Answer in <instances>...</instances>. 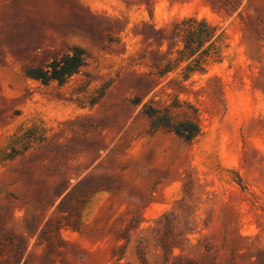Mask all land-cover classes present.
<instances>
[{
	"label": "rangeland",
	"instance_id": "obj_1",
	"mask_svg": "<svg viewBox=\"0 0 264 264\" xmlns=\"http://www.w3.org/2000/svg\"><path fill=\"white\" fill-rule=\"evenodd\" d=\"M0 219L66 264H264V0H0Z\"/></svg>",
	"mask_w": 264,
	"mask_h": 264
},
{
	"label": "trees",
	"instance_id": "obj_2",
	"mask_svg": "<svg viewBox=\"0 0 264 264\" xmlns=\"http://www.w3.org/2000/svg\"><path fill=\"white\" fill-rule=\"evenodd\" d=\"M88 60L89 56L84 49L74 47L60 58H55L45 68H29L26 75L44 84L55 81L64 83L87 67ZM148 113L151 118H154V128L168 127L187 141L193 140L200 134V127L195 121L185 120L172 126L167 117L155 119V110L150 109ZM0 222L3 223H0V264H66L65 259L61 257L62 249L67 246V242L60 236L62 226L54 228L55 236L52 238L47 237L54 232L52 225H46L33 246V253H30V240L24 237L17 239L4 235L5 224L1 219ZM158 243V246L162 243L161 238ZM39 248L43 250L41 253L36 252ZM163 258L162 263L157 264H196L190 259L174 257L168 252ZM122 259L123 257L119 261Z\"/></svg>",
	"mask_w": 264,
	"mask_h": 264
}]
</instances>
